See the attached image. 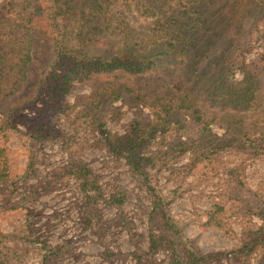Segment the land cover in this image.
Here are the masks:
<instances>
[{"label": "rangeland", "instance_id": "rangeland-1", "mask_svg": "<svg viewBox=\"0 0 264 264\" xmlns=\"http://www.w3.org/2000/svg\"><path fill=\"white\" fill-rule=\"evenodd\" d=\"M66 2L69 11L62 18L65 25L63 39L66 37L70 50L88 49L90 55L115 53L126 46L128 34L129 45L146 46L152 33L156 34L155 26L164 21L160 16H141L132 7L123 8L120 1L114 8L113 5L107 7L111 0H100L98 6L101 8L95 9H91L93 0ZM45 6V0H0V39L5 47L0 48V53L6 54V64L0 67V101L7 95L22 104L11 124L0 108V179L19 181L17 188L0 184V228L14 232L12 238L17 241L19 256L15 264H41L43 241L49 247L69 243V251L54 264H136L129 255L126 261H121L118 257H105L103 251L107 248L111 252L127 254L134 251L135 244L145 248L147 218L144 210L149 204L148 196L125 161H116L107 155L97 140V133L78 115L83 109L91 110L93 117L103 119L111 133L121 135L139 113L131 103H147L163 112L164 105L173 103L169 99L177 101L178 96L196 104L202 121L209 122L210 131H205L202 122L192 121L185 132L173 125L162 134V140L158 136L162 149L177 144L180 136L183 141L190 138L199 152L198 157L191 158L188 151L178 163H167L166 171L159 174V187L170 196L178 179L174 166L198 158L193 176L184 184L186 190L171 196L170 214L182 227L184 235L203 252L236 249L242 245L244 237L252 242L253 235L245 236L243 232L255 230L262 223L261 214H264V91L249 106L242 105L243 98H240L237 105L243 109L236 111L222 105L223 101L218 98L209 99L202 75L210 74V68L214 66L218 67V72L225 68V60L230 58L233 47L243 45L237 33L243 25L241 19L245 21L243 29L247 28L245 25L251 14L259 19L264 14V0H204L200 13L205 24L193 31L195 38L185 53L180 54L178 46L176 54L161 58L156 65L139 73L117 70L87 74L81 80H71L67 92L53 90L62 81L56 80V70L69 69L73 62L67 57L62 62L55 60L53 48L57 33L45 25L42 26L44 33L40 30L31 32L21 26L18 29L9 28L8 24L3 26L4 18L14 15L9 8L15 12H30L32 22L37 20L39 13L44 21ZM182 9L177 5L164 17L171 14L178 17ZM92 11L97 18L93 19L94 24L88 25ZM261 23L256 26L259 30L264 29ZM19 24L26 26L25 21ZM81 29L84 32H80ZM27 49L34 59L30 64L28 83L16 88L14 82L20 76L16 67L10 70V63L24 59ZM242 49L246 62L254 59L264 51V37H256L250 46L243 45ZM233 74L236 80L242 79L237 69ZM116 95L118 99L110 103ZM142 107L146 108L139 105V109ZM66 144H72L77 155L89 161L99 177L104 196H108L116 185L132 192L118 210L100 204L98 215L102 220L92 222L87 228L80 190L67 174ZM217 145L232 147L241 154L229 150L221 155H211L210 150ZM250 155L256 157L247 160ZM240 159L247 160L245 188L229 175ZM26 174L30 175L29 179L17 178ZM206 195L222 200V227L202 225L206 219L204 211L209 206ZM129 229L134 232V237L130 236ZM252 248H255L254 252L245 259L236 260L235 264H264V244L258 243ZM162 256L159 252L156 258L160 260ZM209 264L230 263L212 260Z\"/></svg>", "mask_w": 264, "mask_h": 264}, {"label": "trees", "instance_id": "trees-1", "mask_svg": "<svg viewBox=\"0 0 264 264\" xmlns=\"http://www.w3.org/2000/svg\"><path fill=\"white\" fill-rule=\"evenodd\" d=\"M69 1L71 3L74 2V0ZM119 1L123 8L132 7L141 16L146 18H157L160 16L164 19L163 23H158L155 26L156 29L154 28L153 30L156 34L152 33L151 39L146 46H138L137 43L129 45L131 39L128 34L126 46L110 55H90L88 49L70 50L65 41L66 37L63 39L65 25L62 18L66 17L69 11V8L66 6V0H45L46 6L43 9L45 14L44 21L40 13L37 15L39 16L37 20L31 22L33 16L30 12H15L13 8H9L14 15L10 18L5 17L3 26L8 24L11 29H18L21 26L31 32L34 30L43 32L42 26L45 25L48 30L51 29L57 33L58 36L57 38L55 37L56 42L53 48L56 54L55 60L62 62L67 57L73 62L69 69L56 70L54 75L56 76V80L62 81L55 85V89L53 88V90L67 92L71 87V80H81L87 74L111 73L117 70L139 73L146 70L149 66L156 65L161 58H169L176 54L178 46L181 49L179 51L180 54L181 52L185 53L186 47L190 48V41L195 38L193 31H196L197 27L201 28L205 24L200 13L201 8L204 6V0H111V2H107V7L113 5L115 8L117 5L119 6ZM99 2L100 0H93L91 9H95L96 7L101 8L98 6ZM177 5L183 7L178 12V17L173 14L164 17L166 13H169ZM190 15H193L192 19ZM94 18H97V15L92 11L90 23L89 21L87 22L88 25L94 24ZM249 18V23L247 22L245 25L247 28L243 29L245 21L241 19L243 25L237 31L240 35V41L246 46H250L256 37H264V29L259 30L256 27L261 22L264 25V14L259 19L254 14H251ZM21 21H25L26 26L20 25ZM115 23L119 24L118 21H115ZM80 32H84V30L81 29ZM259 32L262 33L260 34ZM135 40L137 41V39ZM243 45L236 44L233 47L234 49L230 52V58H226L225 68L221 72H218V67L214 66L210 68V74L202 75L205 78L203 79L205 80V84H207L205 91L208 92L209 99L212 98L214 100L218 98L220 101H223L222 105L231 107L236 111L243 109L237 105L240 98H243L242 102L240 101L242 105L247 104L249 106L250 102L256 99L261 91H264V51L259 53L254 59L246 62L245 51L242 49ZM0 48H5L1 39ZM31 54L27 49L24 59L20 58L21 61L19 60L17 63H10V70L16 67L20 76V79L14 82L16 88L21 86V84L28 83L27 79L31 71L30 64L34 61ZM228 59H230L229 62L227 61ZM5 60L6 54L0 53L1 68L5 66ZM235 69L242 74V79L239 81L234 78L233 73ZM6 96L0 101V108L5 115L7 114V122L11 124L12 120L17 118L16 112L21 108L22 104L16 98ZM117 99L118 96L116 95L110 103L115 102ZM176 99L177 101L169 99L173 103L164 105L162 107L163 112L155 110L153 105L147 103H131L132 106L138 108L139 113L131 119L121 135L111 133L103 119L98 116L93 117L91 110H87V112L86 109H83L79 112L80 115L78 116L84 118L82 122L89 123L86 125L93 132L97 133V140L105 153L112 156L116 161H125L130 173L138 179L141 188L149 199V204L144 210V215L147 218L145 248L142 249L135 244L134 251L127 254H123L120 251L111 252L107 248L103 253L107 258L118 257L121 261H126L127 255H129L134 258L136 264H209L212 260H226L230 264H235L236 260L245 259L255 251V248H252V246L256 247L258 243L260 246L264 244V214H261L262 223L255 230L243 232L245 236L253 235L252 242H249L244 237L242 245L236 249L203 252L184 235L182 227L176 222L168 209L171 196L178 195L179 192L186 190L184 184L191 175L193 176V167L197 163L198 158L190 163L174 166L178 179L175 183V188L170 192V196L163 193L157 185V175L165 168L167 163L170 161L178 163L188 151L191 152V158L193 156L196 158L199 156V152L190 138L183 141L179 136L177 144L162 149L160 147L162 141H157L156 137L159 136L162 140V134L166 133L169 127L173 125H176L179 130L185 132L187 124L192 121L202 122L205 131H210L209 122L202 121V115L199 114L195 106L196 104L187 101L184 96L182 98L178 96ZM141 104L146 106L149 112L142 110V108L139 109V105ZM177 114L179 115L177 116ZM153 146H155L154 149H152ZM241 146L240 144L239 147ZM71 147L72 144H66L65 146L67 154L66 169L67 174L75 180L80 190L82 208L84 209L83 220L85 221V228H87L92 222H100L102 220L98 215L100 204L104 208L118 210L132 196V192L116 185L108 196H104L99 184V177L90 166L89 161L78 156L76 149ZM229 150L236 151L229 146L217 145L210 150V154L221 155ZM236 152L240 153V150ZM255 155H250L246 159L255 158ZM204 156L206 157V155ZM247 160L240 159L229 172L231 177L237 179L240 187L245 186L244 172ZM29 177L30 175L26 174L25 177L19 175L17 178L25 180L29 179ZM18 182L14 178L0 179V184H6L8 187L12 185L17 188ZM205 197L208 199L209 206L204 211L206 219L202 225L206 228L222 227L223 221L221 215L224 212L222 200H217L212 195H206ZM128 232L131 237H134V232L131 229ZM13 233L0 228V264H15V260L19 259L17 255V241L12 238ZM68 246L69 243L67 242V244L65 243L62 246L49 247L43 241L41 264H54L61 255L69 251L70 248ZM159 252H162L163 255L160 260L156 258Z\"/></svg>", "mask_w": 264, "mask_h": 264}, {"label": "built area", "instance_id": "built-area-1", "mask_svg": "<svg viewBox=\"0 0 264 264\" xmlns=\"http://www.w3.org/2000/svg\"><path fill=\"white\" fill-rule=\"evenodd\" d=\"M142 109H144V108L142 107ZM144 110H145L146 112H149V110H148L147 108H145ZM158 138H159V137L157 136V137H156V140H157ZM152 149H153V147H152ZM245 170H246V168H245ZM162 171H166V169L163 168V169L161 170V172H162ZM161 172H160V173H161ZM160 173H159V174H160ZM244 173H245V172H244ZM158 178H159V175H158V177H157V185L160 186V185L158 184V182H159V181H158ZM160 189H161V188H160ZM172 190H173V189H172ZM161 191L164 193V191H163L162 189H161ZM165 194H166V193H165Z\"/></svg>", "mask_w": 264, "mask_h": 264}]
</instances>
